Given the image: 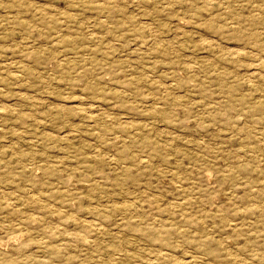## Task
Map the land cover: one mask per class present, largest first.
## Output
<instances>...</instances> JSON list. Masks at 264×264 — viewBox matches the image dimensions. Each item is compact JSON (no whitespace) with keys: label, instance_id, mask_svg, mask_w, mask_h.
<instances>
[{"label":"rangeland","instance_id":"rangeland-1","mask_svg":"<svg viewBox=\"0 0 264 264\" xmlns=\"http://www.w3.org/2000/svg\"><path fill=\"white\" fill-rule=\"evenodd\" d=\"M152 263L264 264V0H0V264Z\"/></svg>","mask_w":264,"mask_h":264},{"label":"bare ground","instance_id":"bare-ground-1","mask_svg":"<svg viewBox=\"0 0 264 264\" xmlns=\"http://www.w3.org/2000/svg\"><path fill=\"white\" fill-rule=\"evenodd\" d=\"M102 21H103V20H102ZM77 221H78V220H77ZM98 224H99V223H98ZM81 228H82V227H81ZM84 228H85V227H84ZM99 228H100V227H99ZM151 230H152V229H151ZM153 231H154V230H153ZM153 233H154V232H153ZM157 233H158V232H157ZM165 233H166V231H165ZM158 234H159V233H158ZM164 235H168V236H169V235H171V234H170V233H169V234L167 233V234H164ZM166 237H167V236H166ZM166 239H167V238H166ZM163 248H164V247H163ZM165 250H166V248H165ZM158 253H159V252H158ZM166 255H167V254H166ZM215 255H216V254H215ZM168 256H169V255H168ZM195 256H196V255H195ZM160 258H161V257H160ZM196 259H197V258H196ZM162 260H163V259H162ZM190 260H191V259H190ZM152 264H153V263H152Z\"/></svg>","mask_w":264,"mask_h":264}]
</instances>
